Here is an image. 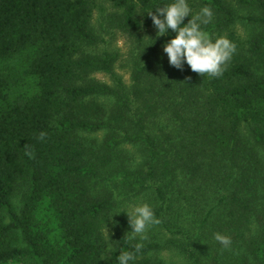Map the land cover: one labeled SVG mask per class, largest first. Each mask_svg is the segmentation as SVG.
I'll list each match as a JSON object with an SVG mask.
<instances>
[{
	"label": "trees",
	"instance_id": "obj_1",
	"mask_svg": "<svg viewBox=\"0 0 264 264\" xmlns=\"http://www.w3.org/2000/svg\"><path fill=\"white\" fill-rule=\"evenodd\" d=\"M106 1L96 30L94 0H0V58L30 46L37 79L0 108V264H118L137 243L119 196L143 192L162 236L131 264H165L151 252L170 247L191 264H264V0H188L236 44L217 77L170 65L176 33L158 36L150 15L169 0ZM106 27L130 40V85L100 49ZM6 87L0 75V99Z\"/></svg>",
	"mask_w": 264,
	"mask_h": 264
},
{
	"label": "clouds",
	"instance_id": "obj_2",
	"mask_svg": "<svg viewBox=\"0 0 264 264\" xmlns=\"http://www.w3.org/2000/svg\"><path fill=\"white\" fill-rule=\"evenodd\" d=\"M157 35H165L168 30L175 31V36L163 45L170 65L182 68L186 63L198 74L217 77L223 74L225 66L236 50V44L226 36L215 39L202 28L213 17L212 9L205 5L194 12L188 0H169L168 3L150 12ZM185 23V17H189ZM45 134L40 133L43 139ZM128 216L131 230L129 240H137L133 250L121 251L116 256L118 264H131L136 254L142 248V241L147 239L148 229L159 224L160 219L155 215L154 208L147 202L129 204L122 209ZM121 210V211H122ZM119 213V212H118ZM214 238L227 247L231 240L228 236L215 233Z\"/></svg>",
	"mask_w": 264,
	"mask_h": 264
},
{
	"label": "rangeland",
	"instance_id": "obj_3",
	"mask_svg": "<svg viewBox=\"0 0 264 264\" xmlns=\"http://www.w3.org/2000/svg\"><path fill=\"white\" fill-rule=\"evenodd\" d=\"M111 10L110 3L106 0H94L93 6V18L92 23L94 28L99 30L101 24L102 11L109 12ZM244 12V10H242ZM238 32L244 36L249 37L252 34V29L244 22H239L237 25ZM100 49H108L116 55V61L114 63V71L117 76L130 85L132 83V65L130 59V52L132 50L130 40L121 30L117 28H107L101 33ZM252 36V35H251ZM33 55V49L30 46L19 49L14 54L5 58H0V75L7 81V87L4 91L5 98L0 99V108L5 106L8 101H12L18 94H30L36 89L37 79L30 73L29 64ZM95 77L112 84L113 79L110 75L102 72L95 73ZM100 101L110 103L111 99L98 98ZM88 139L101 140L104 136V132H92L86 134ZM131 152L136 151L129 150ZM152 195L149 192H143L138 195L119 196V205L121 209L126 208L129 204L147 202L150 203ZM13 204L16 210L19 211L22 203V191L17 189L12 195ZM153 227L155 229H153ZM148 229L147 235L155 232L162 236L159 228L153 226ZM151 255L155 258L162 260L165 264H191L185 254H183L178 248H162L157 251L151 252ZM16 264V263H10Z\"/></svg>",
	"mask_w": 264,
	"mask_h": 264
}]
</instances>
